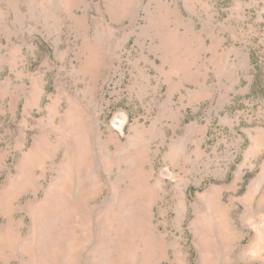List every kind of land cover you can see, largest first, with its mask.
I'll return each mask as SVG.
<instances>
[{
    "label": "rangeland",
    "instance_id": "rangeland-1",
    "mask_svg": "<svg viewBox=\"0 0 264 264\" xmlns=\"http://www.w3.org/2000/svg\"><path fill=\"white\" fill-rule=\"evenodd\" d=\"M224 244L264 264V0H0V264Z\"/></svg>",
    "mask_w": 264,
    "mask_h": 264
},
{
    "label": "bare ground",
    "instance_id": "bare-ground-1",
    "mask_svg": "<svg viewBox=\"0 0 264 264\" xmlns=\"http://www.w3.org/2000/svg\"><path fill=\"white\" fill-rule=\"evenodd\" d=\"M92 55H94V54H92ZM97 56V55H96ZM91 58V57H90ZM92 60V59H91ZM91 60H89V61H91ZM95 61V60H94ZM91 64L89 63V66H90ZM92 65H94V64H92ZM81 161V160H80ZM134 182L136 183V184H139L138 183V181L136 180V177L134 178ZM149 244H152V245H149L147 248H146V250H147V253H151V251L154 253H156L158 250H159V248L161 249V245L159 244V243H157V242H155V243H149ZM44 250V249H43ZM223 257L221 258V260H220V264H231V261L229 260V258H227V256H228V254H230V244L228 245V244H224L223 245ZM148 255V254H147ZM52 257V256H51ZM149 257V256H148ZM41 258H42V260L44 261L43 262V264H51L50 263V260H48L49 258L48 257H46L45 255H42L41 256ZM208 264H213V261H209L208 262Z\"/></svg>",
    "mask_w": 264,
    "mask_h": 264
}]
</instances>
